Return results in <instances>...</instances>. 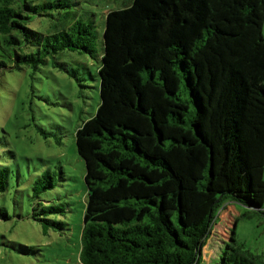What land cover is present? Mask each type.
I'll list each match as a JSON object with an SVG mask.
<instances>
[{
    "label": "trees",
    "instance_id": "1",
    "mask_svg": "<svg viewBox=\"0 0 264 264\" xmlns=\"http://www.w3.org/2000/svg\"><path fill=\"white\" fill-rule=\"evenodd\" d=\"M73 5L0 0V83L6 72L52 63L80 84L57 58L64 51L98 63L99 104L75 132L86 188L80 264H205L224 203L264 214V0H130L104 15L100 49L93 16L63 12ZM48 17L68 26L37 29ZM14 159L0 150V198L20 176ZM59 180L61 168L44 170L31 198ZM57 213L65 210L37 203L30 218L63 231L46 218ZM220 243L217 264H264L234 229ZM0 247L40 253L3 235Z\"/></svg>",
    "mask_w": 264,
    "mask_h": 264
},
{
    "label": "rangeland",
    "instance_id": "2",
    "mask_svg": "<svg viewBox=\"0 0 264 264\" xmlns=\"http://www.w3.org/2000/svg\"><path fill=\"white\" fill-rule=\"evenodd\" d=\"M76 1L77 5L63 12L84 21L93 16L98 49L104 15L130 3V0ZM34 23L40 31H51V25L68 26L65 20L53 17L37 19ZM57 58L77 69L78 76L85 78L80 83L84 87L52 63L36 72L29 67L6 72L0 83V150L14 153L20 174L0 198V205L10 216V220L0 222V235L9 241L40 249L39 255L27 258L0 247V264H80L86 188L84 165L75 150V132L83 121L95 114L99 104L98 63L79 52L64 51ZM87 71L95 76L94 80L89 78ZM44 132L50 135L45 137ZM48 168L56 173L61 168L64 180H59L53 190L41 194V201L34 200L31 198L33 181ZM14 169L16 173L17 167ZM37 203L65 210L63 215L57 213L46 217L64 222L67 226L63 231L53 228L45 231L41 223L30 218ZM224 207L217 212L210 240L202 249L205 264H217L220 240L232 229L245 249L264 253V214L247 216L245 214L250 211L233 202L224 203Z\"/></svg>",
    "mask_w": 264,
    "mask_h": 264
}]
</instances>
